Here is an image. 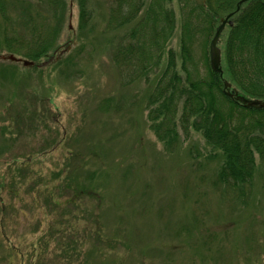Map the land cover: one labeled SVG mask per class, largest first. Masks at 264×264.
I'll return each mask as SVG.
<instances>
[{
  "label": "rangeland",
  "instance_id": "obj_1",
  "mask_svg": "<svg viewBox=\"0 0 264 264\" xmlns=\"http://www.w3.org/2000/svg\"><path fill=\"white\" fill-rule=\"evenodd\" d=\"M63 1L8 0L12 24L0 18V37L29 14L61 28L58 50L31 65L0 46V264H264V159L240 195L218 180L223 157L200 131L177 127L169 151L147 118L166 49L180 71L177 1L159 65L131 84L112 60L129 26L105 30L107 0H87L81 33L76 0ZM89 183L98 196L67 203V186Z\"/></svg>",
  "mask_w": 264,
  "mask_h": 264
},
{
  "label": "trees",
  "instance_id": "obj_2",
  "mask_svg": "<svg viewBox=\"0 0 264 264\" xmlns=\"http://www.w3.org/2000/svg\"><path fill=\"white\" fill-rule=\"evenodd\" d=\"M7 1L0 0V18L11 25ZM40 1L54 8L64 2ZM166 1L107 0L105 30L129 26V30L117 38L112 53L123 84L147 81L151 69L159 65L176 26L174 11L167 7ZM176 1L182 74L176 69L174 52L166 49L165 65L147 94V118L156 137L169 151L175 146L177 127L186 136L190 128L200 131L205 141L223 157L218 180L237 187L241 195L243 187L251 184L255 154L264 159V107H247L235 97H228L223 81H228L239 95L264 101V0H243L238 9L241 0ZM76 4L78 31L83 33L90 27V10L87 0H76ZM228 13L232 14L224 27L223 44L219 46L220 76L210 68L208 45L216 26ZM10 29V35L0 37V46L32 61L59 48L60 25L51 23L46 16L34 19L29 14L21 21L20 31L14 32V25ZM197 45L202 47L203 70L200 59H196ZM75 51L66 60L75 58ZM67 187L73 188L67 202L70 204L86 196H98L91 183ZM96 207L95 200L93 209ZM88 212L94 213L84 207L83 213ZM97 233L94 231L93 237L101 240Z\"/></svg>",
  "mask_w": 264,
  "mask_h": 264
},
{
  "label": "water",
  "instance_id": "obj_3",
  "mask_svg": "<svg viewBox=\"0 0 264 264\" xmlns=\"http://www.w3.org/2000/svg\"><path fill=\"white\" fill-rule=\"evenodd\" d=\"M241 0L238 5L237 9L239 7V4L242 2ZM232 13H228L222 20L221 22L217 25L215 28L214 34L211 37L208 45V56H209V65L210 68L213 71H216L222 76V68H221V50L218 46V40L221 31L223 30L225 24L228 22V18ZM3 59H9L17 62H21L23 65H31L33 64V61L16 57L13 54H8L6 56L2 57ZM223 86H224V92L228 97H235L236 100L240 101L247 107H264V101L258 100V99H249L246 98L245 96L239 95L238 92L235 89H231L230 84L228 81L224 80L223 81Z\"/></svg>",
  "mask_w": 264,
  "mask_h": 264
}]
</instances>
